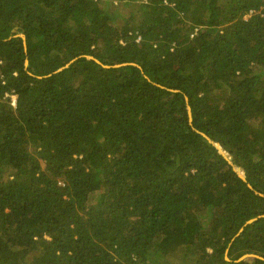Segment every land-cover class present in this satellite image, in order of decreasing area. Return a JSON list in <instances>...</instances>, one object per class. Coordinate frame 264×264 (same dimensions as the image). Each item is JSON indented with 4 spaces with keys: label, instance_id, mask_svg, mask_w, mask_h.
Instances as JSON below:
<instances>
[{
    "label": "trees",
    "instance_id": "1",
    "mask_svg": "<svg viewBox=\"0 0 264 264\" xmlns=\"http://www.w3.org/2000/svg\"><path fill=\"white\" fill-rule=\"evenodd\" d=\"M137 1L0 0V264H264V0Z\"/></svg>",
    "mask_w": 264,
    "mask_h": 264
},
{
    "label": "rangeland",
    "instance_id": "2",
    "mask_svg": "<svg viewBox=\"0 0 264 264\" xmlns=\"http://www.w3.org/2000/svg\"><path fill=\"white\" fill-rule=\"evenodd\" d=\"M124 1L126 0H101L100 4L103 10L110 11V13L113 14L115 17H116V14L119 12L120 15L118 16L117 18L118 22L116 23L122 24L125 20L130 19V16L133 14L135 19L133 18L131 24H134L140 19L139 15L141 14V9H138L137 7H135L134 4L140 5L141 3L140 1H137V3H133L129 5V4L123 3ZM226 158L228 160L230 159V157L228 156ZM173 258L184 261V259H182L181 253L178 251L174 253ZM174 259L171 258V260H174ZM246 259L251 260L252 257L248 256ZM173 263H176V262L174 261ZM188 263L190 264L192 263L190 259L188 260L187 264Z\"/></svg>",
    "mask_w": 264,
    "mask_h": 264
},
{
    "label": "water",
    "instance_id": "3",
    "mask_svg": "<svg viewBox=\"0 0 264 264\" xmlns=\"http://www.w3.org/2000/svg\"><path fill=\"white\" fill-rule=\"evenodd\" d=\"M15 32V30H13L12 31V34ZM18 36H20L22 39H23V41H24V36L23 35H18ZM87 59H93V58H91V57H86ZM74 60H76V59H74ZM74 60H72L70 63H72ZM98 62V61H97ZM69 63V64H70ZM99 63V62H98ZM69 64H67L65 67H67ZM122 65H126V64H122ZM122 65H115L114 67H119V66H122ZM65 67H63V68H65ZM63 68H61V69H59V70H57V71H60V70H62ZM56 71V72H57ZM188 110H189V108H188ZM189 115H190V112H189ZM207 141H209L216 149H217V151H218V153L220 154V155H222L227 161H228V163H230L231 165H232V162L230 161L231 159H227L226 157L228 156V154H226L222 149H221V147L219 146V144H216V143H214V142H212L207 136H205L204 134H201ZM232 167H233V170L236 172V174L238 175V177H240L242 180H244L245 181V175H244V173L242 172V170L240 169V168H236V167H234L233 165H232ZM255 219H253V220H251V221H248L247 222V224H250V223H252L253 221H254ZM248 256H250V257H252V259H254V258H259L258 256H253V255H245V256H243V257H241V258H239L237 261H241V260H243V259H246ZM226 260H228V258H226Z\"/></svg>",
    "mask_w": 264,
    "mask_h": 264
},
{
    "label": "clouds",
    "instance_id": "4",
    "mask_svg": "<svg viewBox=\"0 0 264 264\" xmlns=\"http://www.w3.org/2000/svg\"><path fill=\"white\" fill-rule=\"evenodd\" d=\"M12 100H14V101H15V98L13 97V98H12Z\"/></svg>",
    "mask_w": 264,
    "mask_h": 264
},
{
    "label": "built area",
    "instance_id": "5",
    "mask_svg": "<svg viewBox=\"0 0 264 264\" xmlns=\"http://www.w3.org/2000/svg\"><path fill=\"white\" fill-rule=\"evenodd\" d=\"M247 17V16H246ZM13 102H14V100H13Z\"/></svg>",
    "mask_w": 264,
    "mask_h": 264
}]
</instances>
